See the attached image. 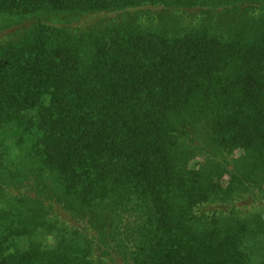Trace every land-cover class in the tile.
Instances as JSON below:
<instances>
[{"label":"trees","instance_id":"obj_1","mask_svg":"<svg viewBox=\"0 0 264 264\" xmlns=\"http://www.w3.org/2000/svg\"><path fill=\"white\" fill-rule=\"evenodd\" d=\"M0 264H264V0H0Z\"/></svg>","mask_w":264,"mask_h":264},{"label":"rangeland","instance_id":"obj_2","mask_svg":"<svg viewBox=\"0 0 264 264\" xmlns=\"http://www.w3.org/2000/svg\"><path fill=\"white\" fill-rule=\"evenodd\" d=\"M257 246L254 247V249L256 248ZM253 255V259H258L260 256H261V249H255L254 253H252Z\"/></svg>","mask_w":264,"mask_h":264}]
</instances>
